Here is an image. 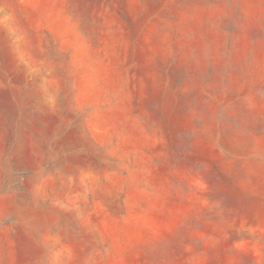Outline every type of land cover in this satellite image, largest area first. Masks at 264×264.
I'll list each match as a JSON object with an SVG mask.
<instances>
[{
  "label": "rangeland",
  "instance_id": "obj_1",
  "mask_svg": "<svg viewBox=\"0 0 264 264\" xmlns=\"http://www.w3.org/2000/svg\"><path fill=\"white\" fill-rule=\"evenodd\" d=\"M0 264H264V0H0Z\"/></svg>",
  "mask_w": 264,
  "mask_h": 264
}]
</instances>
